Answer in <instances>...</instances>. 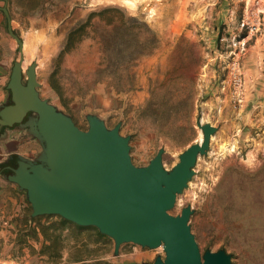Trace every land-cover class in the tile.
Here are the masks:
<instances>
[{
    "label": "rangeland",
    "instance_id": "1",
    "mask_svg": "<svg viewBox=\"0 0 264 264\" xmlns=\"http://www.w3.org/2000/svg\"><path fill=\"white\" fill-rule=\"evenodd\" d=\"M4 6L24 41V72L37 65L41 97L83 130L89 115L108 128L121 123L136 165L164 147L172 169L202 139L198 122L216 126L170 212L191 206L202 253L224 249L231 264H264V0H0ZM19 58L0 9V90ZM0 191V264H143L165 256L162 247L131 242L116 254L95 226L32 216L27 192L7 180Z\"/></svg>",
    "mask_w": 264,
    "mask_h": 264
},
{
    "label": "water",
    "instance_id": "2",
    "mask_svg": "<svg viewBox=\"0 0 264 264\" xmlns=\"http://www.w3.org/2000/svg\"><path fill=\"white\" fill-rule=\"evenodd\" d=\"M0 9L20 52L7 84L11 103L0 109V125L22 123L34 113L29 125L43 148L35 160L19 157L7 176L27 192L32 216L59 215L80 226H95L114 240L116 254L130 242L163 248L164 257L143 264H231L232 255L224 249L201 252L189 225L190 205L179 215L170 212L194 176L198 157L207 154L217 127L198 122L202 139L180 153L172 169L164 165V147L149 164L136 165L121 123L108 128L102 119L89 115V128L83 130L41 97L37 65L32 63L24 72V41L11 25L8 8Z\"/></svg>",
    "mask_w": 264,
    "mask_h": 264
},
{
    "label": "crops",
    "instance_id": "3",
    "mask_svg": "<svg viewBox=\"0 0 264 264\" xmlns=\"http://www.w3.org/2000/svg\"><path fill=\"white\" fill-rule=\"evenodd\" d=\"M8 90L7 86L6 90H0V109L8 103L6 102ZM26 117L22 123H16L13 126L0 125V184L6 180L8 183L7 176L11 173V167H16L19 157L35 160L42 153L41 142L32 133L29 125L31 117L35 116L27 115ZM2 193L3 191H0V195ZM18 211L19 206H16L10 214L17 215Z\"/></svg>",
    "mask_w": 264,
    "mask_h": 264
},
{
    "label": "flooded vegetation",
    "instance_id": "4",
    "mask_svg": "<svg viewBox=\"0 0 264 264\" xmlns=\"http://www.w3.org/2000/svg\"><path fill=\"white\" fill-rule=\"evenodd\" d=\"M11 103V100L7 103V104H10ZM29 115H34L35 116V114L34 113H28V116ZM27 118V117H26ZM17 166V165H16Z\"/></svg>",
    "mask_w": 264,
    "mask_h": 264
}]
</instances>
